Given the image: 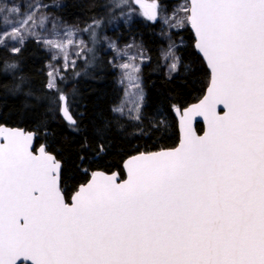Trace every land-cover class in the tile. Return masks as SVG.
Returning <instances> with one entry per match:
<instances>
[{"label": "snow or ice", "instance_id": "snow-or-ice-1", "mask_svg": "<svg viewBox=\"0 0 264 264\" xmlns=\"http://www.w3.org/2000/svg\"><path fill=\"white\" fill-rule=\"evenodd\" d=\"M141 6L157 19V4ZM41 7L22 13L23 5L0 0V45L36 35L46 19H36ZM190 7L195 47L212 76L200 103L183 112L177 148L131 157L120 183L116 174L95 173L69 204L60 161L44 146L34 155L31 134L0 129V264H264V0H191ZM172 47L175 72L181 60ZM217 105L227 109L223 116ZM62 111L75 127L67 106ZM197 116L208 124L203 136L191 127Z\"/></svg>", "mask_w": 264, "mask_h": 264}, {"label": "trees", "instance_id": "trees-1", "mask_svg": "<svg viewBox=\"0 0 264 264\" xmlns=\"http://www.w3.org/2000/svg\"><path fill=\"white\" fill-rule=\"evenodd\" d=\"M41 1L52 4L57 17L79 27L104 20L110 13L106 0ZM161 2L170 6L174 0ZM120 25L121 40L136 38L148 56L140 71L145 99L136 121L113 111L120 89L107 53L100 47L90 64L87 59L78 61L56 77L52 88L47 83L43 50L34 39L24 41L19 55L0 47V124L34 131L35 146L44 144L61 162L60 186L66 201L94 170H117L123 177L121 165L128 156L174 147L178 131L172 109L197 101L208 84L209 72L194 50L188 25L171 33L180 42L176 51L181 63L174 74L167 72L162 59L156 23L135 20ZM7 64L17 67L6 69ZM61 93L75 127L60 116ZM196 129L202 131L200 123ZM86 142L88 147H84ZM99 143L105 144L104 152L98 153Z\"/></svg>", "mask_w": 264, "mask_h": 264}, {"label": "rangeland", "instance_id": "rangeland-1", "mask_svg": "<svg viewBox=\"0 0 264 264\" xmlns=\"http://www.w3.org/2000/svg\"><path fill=\"white\" fill-rule=\"evenodd\" d=\"M110 6V13L104 20L99 21L98 27H90L93 21L83 27L72 25L57 17L53 12V5L43 3L41 0H12L16 5H23L22 13L30 10L34 5H43L36 15L37 21L41 16L46 17L43 25L35 28L36 35H26L25 40L34 39L42 48L45 58L44 69L49 85V73L53 72V85L57 76H60L64 70L72 68L78 61L87 59L90 64L97 48H101L107 53L108 61L116 72V85L120 89V95L114 109L115 115L125 118L129 121H136V116L141 113L145 99V91L140 75L142 65L147 61L148 56L144 47L134 37L127 41H122V35L118 32L120 24L124 26L137 20H146L156 23L158 26L157 35L160 38V53L169 74L176 73L170 71V65L173 60L169 55V47L176 56H179L176 47L180 45L174 41L171 33L180 30L188 25V7L187 0L174 1L170 6L163 4L161 0H139L143 4H157V19L152 20L144 15L143 7L137 5L138 0H106ZM10 4V0H2ZM22 16L12 15L10 19H22ZM104 25L107 30H104ZM2 27V25H0ZM9 30V29H4ZM71 33L65 36V33ZM24 40V41H25ZM71 40L72 43H68ZM44 41L63 42L62 47L46 46ZM114 45V47L112 46ZM0 47L11 52L13 47H21L18 41L6 40Z\"/></svg>", "mask_w": 264, "mask_h": 264}, {"label": "water", "instance_id": "water-1", "mask_svg": "<svg viewBox=\"0 0 264 264\" xmlns=\"http://www.w3.org/2000/svg\"><path fill=\"white\" fill-rule=\"evenodd\" d=\"M174 1H178V0H174ZM187 2H188V4H189V7H188V18H187V20H188V28H189V30L191 31L192 35H193V39H194V41H193V47H194L195 52H196V53L200 56V58L202 59L204 65L206 66V69H207L208 72H209V80H208V84H207V86H206V88H205V90H204V93L202 94V96H201L197 101H195V102H193V103H191V104H189V105H187V106H185V107H183V108L174 107V108L172 109V113H173V115H174V117H175V119H176V124H177V131H178V142H177V144H176L174 147H172V148H162V149H159V150H156V151H150V152H139V153H136V154H133V155L128 156L127 158H125V160L122 162V165H121V167H122V171H123V177L120 176V174H119V172H118L117 170H114V171L109 172V173H108V172H105V171H102V170H94V171H92L91 174L89 175V178L87 179V181H86L85 183H82V184L78 185L77 188H76V190L70 195L69 201H66V199H65V202H66V203H69V204H70V203L72 202L73 197H74V194L79 190V188H80L82 185H87V184L89 183V181L93 178V175H94L95 173H97V172H102V173H104L105 175H109V176H111L112 174H116V176H117V181H116V182H117V183H120V182H122V181H124V180L127 179V175H128V173H127V162H128V160H129L131 157H135V156H137V155L140 154V153H146V154H147V153H157V152H161V151L173 150V149L177 148V147L181 144V142H182V140H183V138H184V126H183V122H182L183 112H184L185 110L189 109L190 107L195 106V105H197V104L200 103V101H201V100L204 98V96L207 94V90H208V87H209V84H210V80H211V76H212L211 69H210V66L207 64V60H206V58H205V57L203 56V54H202V53H201V52L195 47L198 38H197V36H196L195 29H193V28L191 27V22H190V19H189L190 15H191V7H190L191 0H187ZM142 4H143L142 1H139V0L137 1V5H138L139 7H141ZM150 4H151V3H150ZM150 4H144V5H150ZM143 9H144V11H145V8H144V7H143ZM62 105H63V106H67V104H66V98H65V100H63V101L60 100L59 113H60L61 118H62L66 123H68V124H72V121H69V120L67 119V117L64 116L63 111H62ZM67 108H68V107H67ZM216 111H217V113H218L219 115L223 116L224 113L227 111V109L224 107V105H217ZM68 113H69V115L72 117V115H71V113H70L69 110H68ZM72 119L74 120L73 117H72ZM74 121H75V120H74ZM197 123H200L201 126H202V131H201L200 133H199V132L197 131V129H196V125H197ZM191 127H192L193 131L195 132V134L198 135V136H203L204 133L208 130V124H207V121L204 120V118H203L202 116H197V117H195V118L191 121ZM0 129H2L5 133H6V132H9V131H20V132H23L25 135L31 134V135H32V144H31V148H30V150L33 152L34 155H40V149H41V146H44L45 151H47V150H46V147H45L44 144H40V145H38V146H35V132H34V131L25 130L24 128H21V127H11V126H7V125H4V124H0ZM3 143H5L4 135H3V134H0V144H3ZM47 152L50 153V154H52V155H54L53 153H51V152H49V151H47ZM54 156H55V155H54ZM58 161H59V160H58ZM60 163H61V162H60ZM61 166H62V164H61ZM60 171H61V170H60ZM59 186H60V179H59ZM60 189H61V186H60ZM61 194L64 196L62 190H61Z\"/></svg>", "mask_w": 264, "mask_h": 264}, {"label": "flooded vegetation", "instance_id": "flooded-vegetation-1", "mask_svg": "<svg viewBox=\"0 0 264 264\" xmlns=\"http://www.w3.org/2000/svg\"><path fill=\"white\" fill-rule=\"evenodd\" d=\"M142 7V6H141Z\"/></svg>", "mask_w": 264, "mask_h": 264}]
</instances>
